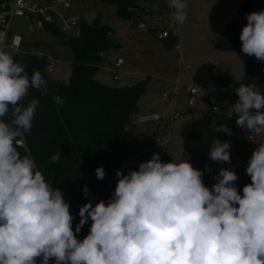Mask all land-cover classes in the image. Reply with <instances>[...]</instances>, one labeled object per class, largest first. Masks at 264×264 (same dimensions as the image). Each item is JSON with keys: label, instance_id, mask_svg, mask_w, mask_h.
Here are the masks:
<instances>
[{"label": "clouds", "instance_id": "clouds-1", "mask_svg": "<svg viewBox=\"0 0 264 264\" xmlns=\"http://www.w3.org/2000/svg\"><path fill=\"white\" fill-rule=\"evenodd\" d=\"M168 6L173 22L183 25L187 0H168ZM246 19L241 51L264 61V10ZM15 54L0 39V264H264V143L248 161L251 183L242 194L232 168H221L209 188L188 160L165 163L156 153L127 175L117 170L111 198L82 206L73 229L64 193L18 151V137L31 132L40 110L39 100H26L30 89L48 84L38 70L29 76ZM236 94L230 110L238 127L249 139L264 135V94L255 83L241 84ZM25 100L26 107L20 103ZM54 102L66 99L56 96ZM10 111L13 118L3 119ZM216 131L232 134L223 125ZM208 154L213 162L231 164V141L216 139ZM105 175L103 167L96 169L97 179ZM83 193L87 199V185ZM89 220L88 235L78 239Z\"/></svg>", "mask_w": 264, "mask_h": 264}, {"label": "trees", "instance_id": "trees-1", "mask_svg": "<svg viewBox=\"0 0 264 264\" xmlns=\"http://www.w3.org/2000/svg\"><path fill=\"white\" fill-rule=\"evenodd\" d=\"M117 6L119 16L132 24L140 23L148 14V10L139 5V0H104ZM264 10V0H243L236 17ZM2 2L0 1V13ZM239 20V19H238ZM235 20L226 25L224 32L215 39L213 45L218 51L236 53L245 63L244 78L228 86L224 77L214 74L205 64L195 72L194 81L208 87L214 82L216 90L228 88L231 94L241 85L255 83L262 92L264 89V61H257L254 56H247L241 51L240 34L247 24ZM53 34H62L56 27L50 29ZM63 35V34H62ZM64 44L72 54V76L69 84H63L46 74L47 57L37 54L29 55L20 62L19 54L15 60L25 66L31 76L34 71H40L46 80V90L30 89V99L40 101V110L33 120L30 133H23L27 149L18 147L21 155L32 157L38 169L46 180L52 182L54 188L64 193L66 201L70 202L71 214L75 217L73 229L79 223V209L91 202L93 206L100 200H109L118 183L117 170H138L131 162L137 156L138 150L126 141L132 117L139 111V101L147 90V80L138 81L128 87H111L98 82L95 76L104 65L108 51L118 49L119 44L113 39V30L102 24L98 19L92 24L82 22L80 35L69 37L64 35ZM167 48L178 46V35L165 39ZM42 92L44 94H42ZM66 99L63 104H56L54 97ZM27 100V98H26ZM21 105L27 106V101ZM209 117H212L211 124ZM236 114L228 109L220 115L212 111L203 113L199 119H194L186 136L184 150L196 162L197 169L204 173L207 183L208 167L216 162L209 159V151L216 139L227 142L224 132H217L220 126L232 127L236 132L244 131L236 125ZM11 111L7 117L11 120ZM103 167L105 178L97 179L96 169ZM241 172V171H240ZM243 175V181L245 175ZM87 185L89 196L84 197L83 188ZM91 220L86 224L78 239L83 240L88 235ZM39 264V262H38ZM50 264H54L50 261Z\"/></svg>", "mask_w": 264, "mask_h": 264}, {"label": "rangeland", "instance_id": "rangeland-1", "mask_svg": "<svg viewBox=\"0 0 264 264\" xmlns=\"http://www.w3.org/2000/svg\"><path fill=\"white\" fill-rule=\"evenodd\" d=\"M66 1L71 8L62 12L65 20L77 17L87 24H92L95 19H99L115 32L114 38L120 47L119 56L124 58L126 64L122 74H119L120 80L115 81L117 70L112 65L111 58L106 57L103 67L95 76L98 82L111 87H128L134 81L147 80L146 93L139 101V111L132 117L129 134L126 137V141L140 151L148 152L153 149L142 155L144 157L142 162L149 161L154 154L159 153L165 163L188 160L197 169L196 162L184 150L183 142L193 120L210 111V104L197 97L194 106H189L185 87L190 86L194 79L188 66L205 64L211 68L210 65H214V68L219 69V73L214 71V74L224 77L229 87L244 78L246 72L244 61L236 53L218 51L213 45L227 24L234 20L241 24L246 22L244 20L246 17H236L243 0H187L188 19L183 25L173 22L168 0H140L141 7L148 10L144 20L140 22L147 26L146 30L139 28L140 23L132 24L119 16L117 6L113 3H105L104 0ZM168 28L177 31L180 50L176 47L169 49L158 39L157 33ZM156 29L158 31L154 34L155 32L151 30ZM12 33L25 37L23 45L25 53L40 51L48 53V61L50 62L52 57L56 61V66L52 73L46 71L47 76L63 84H69L73 60L70 49L64 44V34H53L47 30L30 31L29 22L21 18L14 19ZM27 56L29 55L20 57V62ZM208 88L214 91V100L217 104L232 111L230 110L232 105L239 99L237 94H231L228 88L218 92L213 81L209 83ZM261 93L264 94V89ZM165 95L176 96L179 99L178 104H175L174 100L164 101ZM147 111L159 113L164 119L149 125L137 124V116ZM175 111L180 117L173 121ZM228 129L232 134L225 133V137L227 141H231L232 163L210 165L205 185L211 188L216 183L221 168H232L239 176L237 186L242 194L243 175L236 168L241 156L236 154L234 143L237 137V149L243 154L245 131L235 133L232 127ZM164 138L168 144H165L163 149L155 150L163 143Z\"/></svg>", "mask_w": 264, "mask_h": 264}, {"label": "built area", "instance_id": "built-area-1", "mask_svg": "<svg viewBox=\"0 0 264 264\" xmlns=\"http://www.w3.org/2000/svg\"><path fill=\"white\" fill-rule=\"evenodd\" d=\"M2 2V12L0 13V39L5 40L8 46H13L16 49V54L23 55L24 37L19 34H11L13 21L15 18L25 19L30 24V31L34 30H48L51 27H56L62 34L69 37H78L80 35V27L82 24L81 18H73L71 20H65L62 16V12L69 10L71 5L66 0H50L44 2L43 0H0ZM173 9H170L172 14ZM140 29H144L143 23L139 24ZM51 31V30H49ZM171 33L175 36V30H165L161 35L160 39H167L171 36ZM19 37V41L15 42V38ZM107 55H105V58ZM111 60L114 63L115 69H120L124 65V59L121 57L112 56ZM56 66V61L50 59L48 61L46 71L52 73ZM118 75L114 79L118 80ZM186 93L188 95L189 106H194V102L197 97L205 100L212 106V111L216 115H220L224 107H221L214 100V91L210 88L203 87L195 82L190 86H186ZM174 100L175 104L178 103V98L174 95H165L163 100ZM231 112V111H230ZM180 117L178 112L173 113V120ZM164 119L159 113H146L139 114L136 118V123L139 125H149L153 123H159ZM245 131V146L243 148V154L236 163V168L243 172L245 175L244 186L251 183L250 177L246 174V168L248 161L252 156L253 151L259 146V143H264V135L257 136L251 135ZM21 141L19 147L27 149V144L23 133L18 137ZM139 168V167H138ZM54 264L55 261L53 260Z\"/></svg>", "mask_w": 264, "mask_h": 264}, {"label": "crops", "instance_id": "crops-1", "mask_svg": "<svg viewBox=\"0 0 264 264\" xmlns=\"http://www.w3.org/2000/svg\"><path fill=\"white\" fill-rule=\"evenodd\" d=\"M44 2H47V1H50V0H43ZM139 5L141 6V4H140V0H139ZM96 20V19H95ZM99 20V19H98ZM83 21V20H82ZM14 22V21H13ZM84 22V21H83ZM94 22V21H93ZM92 22V23H93ZM101 22V21H100ZM145 25V24H144ZM147 29V26L145 25V28L144 29H142V30H146ZM113 30V29H112ZM165 30H175L174 28L173 29H164V30H162L160 33H157L158 34V39L165 45V39H160V35L165 31ZM40 31H42V30H40ZM47 31H49V30H47ZM154 34H156V32L158 31V29H156V30H151ZM176 31V30H175ZM49 32H51V31H49ZM11 34H13L12 33V29H11ZM114 34H115V32L113 31V39L115 40V38H114ZM13 35H15V33L13 34ZM176 35H178L177 34V31H176ZM24 37V36H23ZM219 37V36H218ZM178 38H179V36H178ZM24 44H25V37H24ZM166 46V45H165ZM167 47V46H166ZM119 49H120V47L118 48V49H113V50H110V51H108L107 53H106V55H107V57H112V55H114V56H116V57H121V58H123L122 56H119ZM176 49H178V50H180V44L178 43V46H176ZM39 53H42V54H44V55H46V57H47V60H48V53H46V52H43V51H40ZM58 53V52H57ZM34 54H37V53H25L24 52V54L23 55H34ZM20 55V54H19ZM23 55H21V56H23ZM50 58H52V57H50ZM49 58V59H50ZM53 59V58H52ZM124 59V58H123ZM105 61V60H104ZM111 61V63H112V65L114 66V63H113V61L112 60H110ZM47 64H48V61H47ZM125 64H126V62H125V60H124V65H123V67L122 68H120L119 70L118 69H116L117 70V72H116V74H115V76L116 75H118V80H120V76H119V74L121 75L122 74V72H123V68H124V66H125ZM197 65H199V64H195V66H192V67H189L188 66V69H190L191 71H192V75L194 76V74H195V72L197 71V69L200 67V66H202L203 64H201V65H199V66H197ZM47 67V66H46ZM210 69L212 70V72L214 73V71H217L218 73H219V69H216V68H214V65H210ZM215 69V70H214ZM219 75V74H218ZM114 76V77H115ZM115 80V79H114ZM117 80V81H118ZM116 81V80H115ZM193 82H195V81H193ZM134 83H136L135 81H134ZM134 83H132V84H134ZM196 83V82H195ZM132 84H130V86L132 85ZM208 88V87H207ZM187 94V93H186ZM188 96V95H187ZM170 100H172V99H170ZM178 104V103H177ZM175 112H177V111H175ZM232 112V111H231ZM146 113H152L151 111H147V112H144V113H141V114H146ZM153 113H155V112H153ZM173 121H175V120H173ZM143 135H148V134H143ZM237 140H238V138L237 137H235V143H234V146H235V150L237 151V155L238 156H241L242 154H241V152L237 149V147H238V142H237ZM166 142H167V140L164 138L163 139V143H161V145L158 147V148H156L155 150H159V149H163V147L164 146H166L167 144H166ZM166 144V145H165ZM137 150H138V152H137V156L135 157V159L131 162L132 164H134V165H136L137 167H139V164L140 163H142V161L144 160V157L142 156V155H146V153H148L149 151H152V150H149L148 152H144V151H140V149H138V148H136ZM239 151V152H238Z\"/></svg>", "mask_w": 264, "mask_h": 264}, {"label": "water", "instance_id": "water-1", "mask_svg": "<svg viewBox=\"0 0 264 264\" xmlns=\"http://www.w3.org/2000/svg\"><path fill=\"white\" fill-rule=\"evenodd\" d=\"M27 100H30V98H27ZM212 117H209V123L211 124V122H212Z\"/></svg>", "mask_w": 264, "mask_h": 264}]
</instances>
